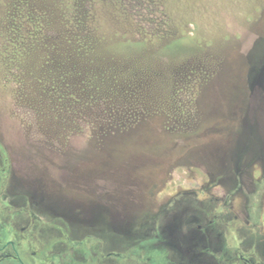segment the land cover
Returning a JSON list of instances; mask_svg holds the SVG:
<instances>
[{
	"label": "rangeland",
	"instance_id": "1",
	"mask_svg": "<svg viewBox=\"0 0 264 264\" xmlns=\"http://www.w3.org/2000/svg\"><path fill=\"white\" fill-rule=\"evenodd\" d=\"M0 193L52 264H264V0H0Z\"/></svg>",
	"mask_w": 264,
	"mask_h": 264
},
{
	"label": "flooded vegetation",
	"instance_id": "2",
	"mask_svg": "<svg viewBox=\"0 0 264 264\" xmlns=\"http://www.w3.org/2000/svg\"><path fill=\"white\" fill-rule=\"evenodd\" d=\"M11 184L12 181L9 182ZM1 195L0 193V202H4V207H0V264L55 263L54 254L48 256V252L46 255L47 246L39 229V221L31 218L30 213L24 215V208L19 202L12 209L13 203L7 202L6 195H3V199ZM65 258L70 259V254ZM64 264H70V261Z\"/></svg>",
	"mask_w": 264,
	"mask_h": 264
}]
</instances>
